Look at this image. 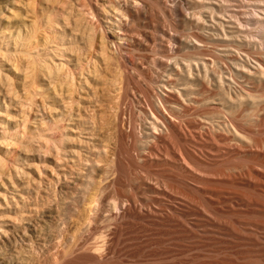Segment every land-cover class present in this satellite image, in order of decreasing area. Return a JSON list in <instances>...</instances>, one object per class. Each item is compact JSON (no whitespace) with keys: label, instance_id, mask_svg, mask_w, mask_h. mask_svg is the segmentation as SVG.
Instances as JSON below:
<instances>
[{"label":"bare ground","instance_id":"obj_1","mask_svg":"<svg viewBox=\"0 0 264 264\" xmlns=\"http://www.w3.org/2000/svg\"><path fill=\"white\" fill-rule=\"evenodd\" d=\"M96 1L30 28L29 241L50 264H264V0Z\"/></svg>","mask_w":264,"mask_h":264},{"label":"rangeland","instance_id":"obj_2","mask_svg":"<svg viewBox=\"0 0 264 264\" xmlns=\"http://www.w3.org/2000/svg\"><path fill=\"white\" fill-rule=\"evenodd\" d=\"M58 1L55 3L56 6L50 9L48 0H0V194H2L0 195V264L51 263L52 252H48L49 250L45 249V247H39L38 245L37 247L36 244L33 245L29 241V236L25 233L24 224L20 221V216L23 215V212L21 213L20 207H18L26 202L24 201L26 198H20L18 196L20 191L17 190L19 188L12 189L10 183H19L23 180L25 181L23 185H26L30 181L28 177L31 175L33 169L31 168L33 165L29 141L31 134L29 125L31 117V98L29 92L31 84L29 83L31 82L29 80L30 67L28 63L31 44L30 28L37 26L41 34L44 31L47 32L49 27L47 19L53 18V16L61 18L62 14H65L64 6L69 4L70 0ZM94 2L98 4V1L94 0ZM108 10L111 11V9ZM110 11L107 12H113ZM46 14L49 15L47 16ZM90 24L93 27L92 32L97 34L99 31L100 34L99 25L94 18ZM134 93L137 97L141 96V91L136 92L135 90ZM125 117L128 121L129 114H126ZM16 175H19L18 177L21 176L22 180L18 181ZM12 185L14 186L15 184L12 183ZM12 196L15 198L13 199ZM25 196L27 197L26 193H24ZM146 232L142 233L143 236L141 235L140 240L147 238L145 236ZM130 242L133 243V240L129 239ZM132 247L133 245H129L130 249ZM45 252L49 253L47 258ZM109 258L111 260L122 259L124 256L117 252L110 254ZM139 259V256L129 253V264L142 263V258Z\"/></svg>","mask_w":264,"mask_h":264}]
</instances>
